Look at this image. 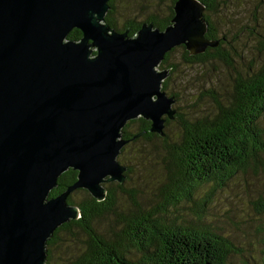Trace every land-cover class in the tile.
I'll use <instances>...</instances> for the list:
<instances>
[{
  "label": "water",
  "instance_id": "95a60500",
  "mask_svg": "<svg viewBox=\"0 0 264 264\" xmlns=\"http://www.w3.org/2000/svg\"><path fill=\"white\" fill-rule=\"evenodd\" d=\"M205 8L175 0L168 26L143 22L129 36L104 21L109 0H0V264H45L48 239L81 216L68 195L82 188L101 201L104 183L126 179L117 156L146 132L124 138L128 121L165 136L175 98L156 67L176 46H218ZM68 169L75 181L51 196Z\"/></svg>",
  "mask_w": 264,
  "mask_h": 264
},
{
  "label": "trees",
  "instance_id": "16d2710c",
  "mask_svg": "<svg viewBox=\"0 0 264 264\" xmlns=\"http://www.w3.org/2000/svg\"><path fill=\"white\" fill-rule=\"evenodd\" d=\"M174 1L171 0L165 18L150 16L143 21L127 20L118 28L112 16L114 0H109L110 9L104 21L116 31L127 29L129 36L136 34L143 22H150L162 30L170 24ZM200 1L206 6L204 16L208 30L205 36L218 39L219 44L196 55H189L185 50L184 60L205 63L207 58L219 57L231 65L233 59L225 55L223 48L230 41L224 34L218 35L209 18V13L218 8L219 0ZM250 33L254 39L255 56L232 78L229 92L221 97L211 92L215 107L212 113L195 115L192 120H188L176 111L174 119L179 120L180 131L173 140L165 130L164 137L148 132L150 122L142 117L128 121L123 127V137L127 139L146 131L130 139L125 146L157 139L161 146L159 150L165 152L161 166L165 175L159 187L165 204L144 209L137 203L133 193L129 194L133 208H128L127 212L118 211L117 192L123 189L122 183L126 179L122 183L114 181L113 186L112 183L107 185L106 197L101 201L85 189L74 190L83 191L84 198L74 202L70 197L72 192L67 202L78 206L81 216L59 226L48 239L47 246L56 244L58 233L70 231L73 226L84 233L86 240L75 255L58 264H229L230 257L239 252L240 248L230 237L215 231L204 219L205 208L211 202L215 190L226 187L238 174L248 171L254 176L264 174V27L251 28ZM80 36L79 30L72 29L67 38L79 39ZM182 48L185 49L184 46ZM173 49L165 54L162 62H166ZM166 86L167 80H164L162 89H166ZM171 95L176 98L175 94ZM170 121L166 120L165 126ZM130 124H136L134 132L126 130ZM130 169L127 167L126 177H129ZM75 179L76 171L66 170L58 177V185L50 191V195L62 192ZM203 187L208 189L200 193ZM181 199L192 203V222L170 219L163 213L167 205L174 206ZM260 199H264L263 196ZM257 213L263 215L264 207ZM109 214H114L116 222L120 223L119 229L112 235L95 228V223ZM130 248L139 254L137 259L130 255ZM50 258L51 252L47 247L45 264H51Z\"/></svg>",
  "mask_w": 264,
  "mask_h": 264
},
{
  "label": "rangeland",
  "instance_id": "374dc122",
  "mask_svg": "<svg viewBox=\"0 0 264 264\" xmlns=\"http://www.w3.org/2000/svg\"><path fill=\"white\" fill-rule=\"evenodd\" d=\"M113 18L120 28L127 20L143 21L155 16L165 18L169 13L171 0H114ZM210 21L218 35H225L230 41L223 46L225 55L233 62L227 65L219 57L207 58L204 63L186 62L182 46L175 47L166 59L156 68L167 70V86L164 91L175 94L174 107L183 118L192 120V116L210 114L213 108L211 92L221 97L229 92L232 78L248 64V60L255 54L254 39L251 28L264 27V0H219L218 8L209 13ZM170 66L172 67L170 69ZM163 85V82H162ZM264 123V122H263ZM136 124H130L126 130L134 132ZM170 137L175 139L179 134V120H171L164 128ZM157 139L139 141L125 146L117 156L120 164L130 167L129 177L122 183L123 189L117 192L116 209L127 212L133 208L129 194H135L137 203L144 209L158 208L165 204L164 195L159 187L165 172L161 168L162 157L165 152ZM264 162V159H263ZM113 186L115 182H106ZM107 189V188H106ZM208 187L201 188L200 193ZM83 191L73 192L72 201L78 202L84 198ZM264 174L253 175L251 171L238 174L226 187L212 193L211 202L206 206L205 223L211 225L215 231L230 237L240 248L232 255L229 264H264V214L259 216L258 210L264 207ZM192 203L181 199L174 206L167 205L163 213L167 218L177 221L192 222ZM120 223L116 216L109 214L95 223V228L104 234L112 235L118 230ZM86 237L77 227L70 231L58 233L57 242L51 247V264L64 261L79 250ZM131 249L134 259L139 257Z\"/></svg>",
  "mask_w": 264,
  "mask_h": 264
},
{
  "label": "flooded vegetation",
  "instance_id": "af4514ba",
  "mask_svg": "<svg viewBox=\"0 0 264 264\" xmlns=\"http://www.w3.org/2000/svg\"><path fill=\"white\" fill-rule=\"evenodd\" d=\"M175 2V1H174ZM174 4V3H173ZM173 7V6H172ZM78 30V29H77ZM179 46H183V45H179Z\"/></svg>",
  "mask_w": 264,
  "mask_h": 264
}]
</instances>
